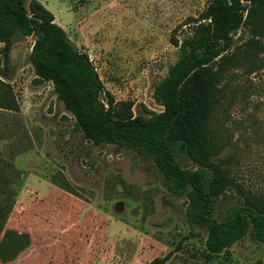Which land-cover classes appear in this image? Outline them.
<instances>
[{"label":"rangeland","instance_id":"rangeland-1","mask_svg":"<svg viewBox=\"0 0 264 264\" xmlns=\"http://www.w3.org/2000/svg\"><path fill=\"white\" fill-rule=\"evenodd\" d=\"M35 1L87 54L104 106L147 117L144 108L161 110L152 91L177 57L175 42L190 34L209 0ZM35 38L12 35L7 62L0 42V102L17 106L0 108V264H147L178 241L164 264H264V244L247 234L208 253L205 229L188 225L185 197L166 190L147 155L84 139L51 83L34 73ZM246 39L237 30L233 46ZM258 40L264 46V35ZM250 68H229L219 83L233 100L221 97L225 103L215 106L212 138L220 149L210 159L244 191L264 194V65ZM175 158L196 166L181 149ZM241 199L236 187H225L213 217L223 219Z\"/></svg>","mask_w":264,"mask_h":264},{"label":"trees","instance_id":"trees-1","mask_svg":"<svg viewBox=\"0 0 264 264\" xmlns=\"http://www.w3.org/2000/svg\"><path fill=\"white\" fill-rule=\"evenodd\" d=\"M237 30L247 34L246 46H233ZM16 33L36 36L29 52L34 73L51 83L84 139L147 155L161 173L166 190L185 197L186 222L205 229L208 253L218 254L246 234L264 244V194L244 191L225 168L210 159L220 149L212 138L215 106L225 103L221 97L227 104L233 100L219 84L223 76L229 68H242L245 73L251 66L264 65V46L258 40L264 35V0L207 1L190 34L175 42L177 57L152 91L161 110L144 108L147 117L119 116L104 106L101 81L87 54L73 48L63 28L35 0L29 1V11L24 0H0L4 62L9 60V39ZM0 108L17 111L16 105L1 102ZM180 149L194 168H184L176 160ZM231 185L239 191L241 202L216 220L214 197ZM179 249L180 241L147 264H164Z\"/></svg>","mask_w":264,"mask_h":264}]
</instances>
